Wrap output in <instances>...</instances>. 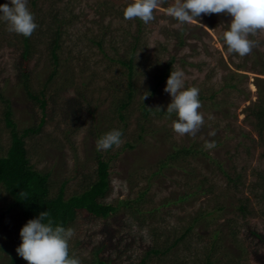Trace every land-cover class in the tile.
I'll list each match as a JSON object with an SVG mask.
<instances>
[{
  "label": "rangeland",
  "instance_id": "374dc122",
  "mask_svg": "<svg viewBox=\"0 0 264 264\" xmlns=\"http://www.w3.org/2000/svg\"><path fill=\"white\" fill-rule=\"evenodd\" d=\"M129 2L28 0L38 24L29 37V82L34 93L43 90L48 107L41 131L26 137L30 161L51 172V193L66 180L65 195H70L95 178L96 154L101 153L110 161L112 186L104 200L120 206L106 218L78 211L68 226L74 231L70 255L80 264H92L100 248L98 257L117 264H197L205 260L217 225L212 221L204 235L199 233L203 226H196L179 237L197 212L229 203L216 221L227 220L225 232H233L234 238L226 237L219 249H212L210 257L221 262L213 264H236L222 255L227 246L228 253L242 252V264H264V245L252 233L264 234V129L249 109L258 101V84L264 89V32L251 37L258 46L240 57L223 40L230 24L226 14H201L180 24L166 11L174 0H166L154 10L153 21L140 20L139 26V19L126 20L119 13ZM5 3L10 0H0ZM63 19L57 74L50 78L55 67L50 42ZM136 34L134 96L122 120L115 105L128 79L125 68L111 57L125 54ZM23 50V35L9 32L0 20V154L10 144L3 98L9 99L19 130L35 125L41 116V107L21 84ZM171 57L172 70H182L186 86L199 89L204 124L195 136L175 133V115L169 119L158 109L166 111L171 101L165 83L151 94L156 74ZM141 104L155 111L145 115ZM112 129L122 131L121 145L98 151L97 139ZM211 141L216 147L205 149ZM182 145L200 147L199 155L160 167L158 161ZM9 201L0 187V215ZM242 203L250 213L235 208ZM24 222L15 210L0 218V264L18 255ZM150 247L165 251L148 253Z\"/></svg>",
  "mask_w": 264,
  "mask_h": 264
},
{
  "label": "trees",
  "instance_id": "16d2710c",
  "mask_svg": "<svg viewBox=\"0 0 264 264\" xmlns=\"http://www.w3.org/2000/svg\"><path fill=\"white\" fill-rule=\"evenodd\" d=\"M123 13V12H119ZM69 22L72 20L68 18ZM57 21V20H56ZM66 22L65 19L61 20V23L58 22V26L56 27L55 35L52 38V42H50V56L55 65L53 71L50 74V78H53L55 74H57V65L59 64V56L58 51L60 49V26ZM141 21H138V25H141ZM140 29H138L139 31ZM181 37V36H179ZM134 42L123 55H118L116 57H111L114 62L119 63L125 69V73L128 79L125 93L123 96L119 97L116 101L115 112L117 116L124 120L125 114L124 110L127 109L129 104L131 103L134 96V87H133V78L135 76V66H136V53H137V42L139 41V35L136 34L134 36ZM180 42L183 40L180 38ZM98 45H101V41H96ZM23 44L24 50L21 54V84L25 93L32 100H35L39 107H41V116L39 117V121L34 125L27 126L19 130L16 126V122L12 117V108L9 102V99L3 98L5 100V108L4 109V119L5 124L9 128L10 132V144L4 154H0V187L8 194L10 201L6 207V209L0 215H5L7 212L11 210H15L18 212L26 223L29 219L36 218L40 212L48 211L50 213L51 218L53 219L55 224H59L68 228L69 224L75 218L76 214L80 210H85L87 213L94 215L95 217H103L106 218L112 213L116 212L119 209V204H115L113 202L105 201V197L111 190V178H110V161L109 159L103 157L101 153L96 154V169H95V178L88 182L87 186H85L82 190L71 193L70 195H65V186L66 180L60 183V186L56 193H51V181L50 171H41L34 167L33 163L30 161V157L28 155V150L26 147V137L35 134L41 131L42 127L46 122L47 112V98L45 93L40 91L39 93H34L32 87L30 85L29 74H28V62L30 59V40L29 37L23 36ZM174 58L171 57L170 61L168 60L164 67L159 70L156 74V82L154 87L152 88L151 94H153L156 90V87L160 84L165 83L167 81L170 72L172 71V63ZM227 84L231 87H235V84L231 82H227ZM259 89V98L257 103H255L250 109V112L256 118V125L260 128V130L264 129V89H261V86L258 84ZM141 107L144 111V114L147 115L151 111H155L153 108H149L148 106L141 104ZM160 112L164 113L165 110H161ZM145 135V132H142ZM131 147L132 143L129 144ZM200 147L194 145H182L181 147H175L172 151H169L163 159L158 161L160 167H164L167 163L179 162L187 157H195L200 153ZM199 186L202 183L198 184ZM21 191H25L28 196L27 199L20 197L19 193ZM123 203H129L128 201H123ZM229 204V203H228ZM228 204H221L214 206L213 209L205 211V212H197L191 218L187 227L185 228L184 233L181 234L179 239H182L189 230H192L196 226H203L202 232L200 234L204 235L205 228H207L212 221L217 225L210 235L212 238L208 244L209 250L206 254L205 260L203 262L197 264H213L216 261L220 262V259H213L211 256L212 249H219L222 246L223 240L225 238H234L233 232H225V226L229 224L227 220L221 223H217V217L221 216V213L224 209H226ZM243 214H248L251 211L246 203L239 204L237 207ZM234 209V207H232ZM204 231V232H203ZM207 233V232H206ZM253 235L258 238L264 245V234L257 231H252ZM208 234V233H207ZM227 235V236H226ZM177 241L175 240V243ZM237 242V240H235ZM241 248V247H240ZM168 249V248H167ZM166 249V250H167ZM226 252H222V255L228 256L226 262H236V264L241 263V254L231 253L229 254L227 251L230 247L225 248ZM100 252V248L98 250ZM97 251V257L92 262V264H117L115 262L105 260L101 257H98L99 252ZM165 251L164 249H160L159 247H150L148 249V253H161ZM3 264H27L22 258L18 255H11L7 262Z\"/></svg>",
  "mask_w": 264,
  "mask_h": 264
},
{
  "label": "clouds",
  "instance_id": "9594fccd",
  "mask_svg": "<svg viewBox=\"0 0 264 264\" xmlns=\"http://www.w3.org/2000/svg\"><path fill=\"white\" fill-rule=\"evenodd\" d=\"M166 0H130L123 9L126 20L139 19L145 24L153 21L154 10ZM167 14L180 24L198 20L201 14H226L230 17L228 29L223 33V40L228 49L244 57L258 46L252 39L258 32H264V0H174L166 9ZM0 20L7 25L11 33L30 37L37 29L34 14L28 7V0H10L0 4ZM164 91L171 96L166 108L167 118L172 121L173 131L181 136H195L204 124V117L199 109V89L185 84V73L176 69L170 72ZM148 95H144L143 99ZM161 111V108L158 107ZM122 131L112 129L96 141L98 151H107L119 147L122 143ZM209 135L214 136L212 131ZM205 149L216 147L214 141L206 142ZM27 199L25 191L19 193ZM21 243L16 248L17 254L27 264H80V260L70 255L69 242L74 231L55 224L48 211L40 212L36 218L29 219L20 229Z\"/></svg>",
  "mask_w": 264,
  "mask_h": 264
}]
</instances>
